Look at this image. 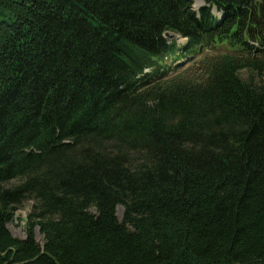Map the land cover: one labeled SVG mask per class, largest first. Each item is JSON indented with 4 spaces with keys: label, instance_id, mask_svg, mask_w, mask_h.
<instances>
[{
    "label": "trees",
    "instance_id": "1",
    "mask_svg": "<svg viewBox=\"0 0 264 264\" xmlns=\"http://www.w3.org/2000/svg\"><path fill=\"white\" fill-rule=\"evenodd\" d=\"M206 2L0 0V264H264V0Z\"/></svg>",
    "mask_w": 264,
    "mask_h": 264
},
{
    "label": "rangeland",
    "instance_id": "2",
    "mask_svg": "<svg viewBox=\"0 0 264 264\" xmlns=\"http://www.w3.org/2000/svg\"><path fill=\"white\" fill-rule=\"evenodd\" d=\"M193 1V8L196 11H199L204 5V0H192ZM218 17H220L219 14H216ZM34 203L32 201L25 202L19 209H17L15 213L14 220L7 225L8 229L10 230L11 234L20 240H23L27 236L26 232V225L29 215L32 213ZM92 212L95 213V210L92 209ZM123 208L118 207L117 208V216L119 220L123 219ZM35 237L38 243H40L42 246L45 244L44 236L40 232V228L37 227L35 229Z\"/></svg>",
    "mask_w": 264,
    "mask_h": 264
},
{
    "label": "water",
    "instance_id": "3",
    "mask_svg": "<svg viewBox=\"0 0 264 264\" xmlns=\"http://www.w3.org/2000/svg\"><path fill=\"white\" fill-rule=\"evenodd\" d=\"M165 37H168V38H174V34H171V33H166L165 34Z\"/></svg>",
    "mask_w": 264,
    "mask_h": 264
},
{
    "label": "bare ground",
    "instance_id": "4",
    "mask_svg": "<svg viewBox=\"0 0 264 264\" xmlns=\"http://www.w3.org/2000/svg\"><path fill=\"white\" fill-rule=\"evenodd\" d=\"M234 7V6H233ZM235 11V10H234ZM234 19V18H233Z\"/></svg>",
    "mask_w": 264,
    "mask_h": 264
}]
</instances>
